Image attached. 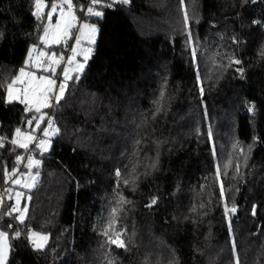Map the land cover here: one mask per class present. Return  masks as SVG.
<instances>
[{"label": "trees", "instance_id": "obj_1", "mask_svg": "<svg viewBox=\"0 0 264 264\" xmlns=\"http://www.w3.org/2000/svg\"><path fill=\"white\" fill-rule=\"evenodd\" d=\"M73 3L99 32L47 109L58 131L23 225L49 239L39 251L15 239L2 205L7 264H232L231 232L252 264L264 231V0H100L101 17ZM34 13L35 0H0L2 185L32 147L11 144L16 129L31 133L40 113L6 101L28 50L43 47ZM116 233L127 251L108 242Z\"/></svg>", "mask_w": 264, "mask_h": 264}, {"label": "snow or ice", "instance_id": "obj_2", "mask_svg": "<svg viewBox=\"0 0 264 264\" xmlns=\"http://www.w3.org/2000/svg\"><path fill=\"white\" fill-rule=\"evenodd\" d=\"M122 3H128L129 0H121ZM100 4V0H89V6L86 8L81 6L79 11L86 12L88 16H95L101 17L102 12L96 10L97 6ZM65 6L67 11H65ZM35 7L36 12L34 15L37 19H47L48 24L47 26H43V36H41L40 43L43 44L45 47H50L51 45L60 44L62 41H66L69 39V34L73 28L76 27L77 17L75 15V5L73 0H61L59 4L57 3H50L48 7H50V11L46 13V16L41 15V10L45 7L43 0H35ZM59 11V19L56 20L55 24L52 23L53 16ZM185 24L188 23V15L185 12L184 16ZM85 30H87V39L88 43L92 44L95 42V33L98 31L94 25L83 24L79 28L80 36L76 37V43L80 44L81 39L85 36ZM189 36L191 33L189 32ZM91 49L82 50L81 53H77L76 48H72V56H69L68 62L71 63L73 58L77 55L83 54L84 59H88L87 53L90 52ZM33 52H36L35 58L33 57ZM47 56V61L44 60V57ZM193 56H195V50H193ZM65 58L64 56H60L57 59L55 53L49 55L43 50H37V46L33 45L32 48L28 50L27 57L24 62V66L19 68L18 74H14L13 78L9 83H7V99L8 102L11 103L13 101H19L21 104L25 105V111L30 112L32 111V105L35 104V111L40 112L41 106L44 108L50 107V101L58 104L61 99H63L65 94V89L67 87V81L70 79H74V77L69 75V70L67 68L63 69V82L57 86L56 80L51 78L56 74V66H58L61 61ZM235 64H239V60L234 61ZM84 65L78 64L76 70L82 71ZM36 69L37 71H43L44 73H48V75H36V71H31L27 69ZM242 71V70H240ZM78 79V77H75ZM58 87V94H53V89ZM203 89H201V92ZM34 119H43V116ZM33 123L32 120L27 121V124L31 126ZM49 128H52L53 121H47ZM44 135L48 136L49 132L47 129L43 130ZM54 132H57L58 129H53ZM16 135L19 137L22 135L21 129H16ZM34 137L29 134L25 137V141H32ZM5 138L0 137V147L4 146ZM12 145H17L18 141L13 139L10 141ZM40 146H46L45 140L39 141ZM27 142H20L19 147L24 149L28 148ZM19 160L20 157H17ZM35 164L39 166V161H33L29 158L28 167L31 168ZM117 176L120 175L119 171H117ZM223 195V192H221ZM123 199V198H122ZM156 203V198H153L152 204ZM152 204L148 205L151 207ZM231 212H235L236 209L233 207L231 210L225 206V215ZM253 214H255L253 212ZM106 236L108 235L107 231L104 233ZM116 238L109 237L108 242L110 244L116 245L118 248H123L125 251L128 250L127 244L119 239L121 233H116ZM20 233H16V237H19ZM32 236H38L39 241L32 240L29 237L30 241L32 242L34 249L39 251L42 250L45 246V243L48 240V236L40 235L39 233H32ZM8 234L6 232L0 231V264H6L9 245H8ZM233 248H235V242L233 241ZM109 264H112V261H109ZM236 264H239V260L237 258Z\"/></svg>", "mask_w": 264, "mask_h": 264}, {"label": "rangeland", "instance_id": "obj_3", "mask_svg": "<svg viewBox=\"0 0 264 264\" xmlns=\"http://www.w3.org/2000/svg\"><path fill=\"white\" fill-rule=\"evenodd\" d=\"M43 2H44L45 7L41 10V15L42 16H46V13L48 11H50L51 9H50V7H48V4L46 3V1L43 0ZM60 2H61V0H57V1H54L53 3L59 4ZM65 11H67L66 6H65ZM35 12H36V7H35ZM75 15L77 17V22L78 23L76 24V27L73 28L72 31L70 32V34H69L70 38L73 36V34H75V37H79L80 36L79 29L77 31H75V32H74V30L76 28H80V26L83 25V24L94 25L97 28L98 31L95 33V42L92 43V44L88 43L87 30H85V36L81 39V43L80 44L76 43V38H75V41L73 43V48H76L77 53H81L82 50H86V49H89V48L91 49V51L87 53V55H88V59L87 60L84 59V55L83 54H80V55H77L76 57H74L71 63L68 62V59L67 60L64 59L63 61H61L60 64H63V67H62V72H61L62 75H61L60 78L56 76V75L60 74V73L57 74V68L60 66V64L58 66H56V74L54 76H52L51 78L56 80L57 86L60 83L63 82V69L64 68H67L69 70V75L72 76V77L75 75V73L80 74V73L83 72V70L85 68V63L91 57V54H92L93 49H94V46H95V44L97 42L98 32H99L98 26L95 25V24H92L90 22H87V21H80V19H79L78 15L76 14V12H75ZM56 17H57V19H59V11L56 14H54L53 19L56 18ZM56 20L55 21L52 20V23L55 24ZM47 24H48V20L45 18V25L44 26H47ZM41 36H43V32H42ZM69 39H67L65 41L64 45L69 42ZM56 46L58 47V46H60V44H56ZM43 51H45L49 55L53 54V53L49 52V50L48 51L43 50ZM50 51L54 52V49H52ZM79 58L81 59L80 62H79ZM78 64H83L84 65L82 71H77L76 70ZM27 70H31V69H27ZM31 71H34V70H31ZM36 75L39 76L38 73H36ZM41 75H48V74H41ZM70 80H68L67 83ZM56 88H57V90H56ZM56 88L53 89V94L54 95L58 94V87H56ZM65 93H66V89H65ZM6 101H8L7 92H6ZM13 102H19V101H13ZM35 107H36V105L33 104L32 108L35 109ZM49 108H52V106L47 107V108H44L43 106H41L40 110H42V111H41V113H39L38 118L43 116V119L42 120L41 119H37L36 120V123H35V125L33 127V131L31 133L30 132H22L21 131L22 135L18 137L16 135V132H15L14 139H16L18 141V144H17L18 146H19L20 142H27L28 145H29L28 148L32 145V141L33 140L32 141H25V137L27 135L31 134L35 138V134H37L39 132V130L44 125L45 120H47L49 118L48 114H47V110H46V109H49ZM227 122H228L227 131H231L230 124H229V122L231 123V118H229V119L227 118ZM53 125H54V123H53ZM46 129L49 132V135L46 136L47 137L46 145L48 146L49 141L51 139V136H53V134L55 133L53 131V129H57V128L52 126V128L47 127ZM44 149H46V151L48 150L46 146H45ZM29 158L31 160H33V161H39V166H40V164H41L40 157H28V158H25V156L22 155L19 160L21 162V166H22V164H24L25 169L23 171H21L20 168H19L18 170H15L14 172H12V174L10 175L11 179L8 181V183H11V186L8 187V191L9 192L8 191L6 192L7 201H9V202L12 201V203H13V207H12L11 211H12L13 214L16 215L17 221L20 224H24V222L26 221V218H27L28 208H29V200H30L29 191H31L35 187V185H36V183H37V181L39 179L38 174L34 171L35 168H37L39 166H36L35 164H33V166L31 168H29L28 167ZM8 183L6 185H8ZM1 216H2V202L0 200V220H1ZM0 231L6 232L8 234V241L7 242H8V245H9V251H8V257H7V261H6V264H7L8 261H9V257H10V240H9L10 231L7 230V229H0ZM32 233H36V231L33 230ZM40 235H42V234H40ZM231 235L232 236H231V238L229 240V243H227V245H228V247H230V250H231V248L232 249L236 248V251H234V252H237L240 255V256H236L235 261L234 262L232 261V264H236L237 258L239 260V264H246L247 263L246 262L247 255H244V253H243L244 251L242 252L238 248L236 235L233 234V232H231ZM244 235L247 238H250L253 234L252 233H246ZM256 235H258V234H256ZM260 235L261 236H259V239H258L259 241H258L257 246L255 248V253H254V255H251L252 264H264V231ZM13 236H14V234H13ZM31 238H32V240H36L37 242H41V241H39V237L38 236H32L31 235ZM48 239H49V237H48ZM233 241L235 242V248H233ZM46 244H47V242L45 243V245ZM221 254L224 255V249L222 250Z\"/></svg>", "mask_w": 264, "mask_h": 264}, {"label": "built area", "instance_id": "obj_4", "mask_svg": "<svg viewBox=\"0 0 264 264\" xmlns=\"http://www.w3.org/2000/svg\"><path fill=\"white\" fill-rule=\"evenodd\" d=\"M78 22L76 21V24ZM78 28H76L74 30L77 31ZM75 37V34H73V36L69 39V42L65 45H63L62 48V53L61 55L64 56L65 60H67V58L69 56H72V49H71V43L73 42ZM51 106H53L54 102L50 101ZM42 140L41 136H37L32 144V147L30 150H28L27 152V157H35V156H41L44 153H46V150H44L43 148H40V144L39 141ZM1 149V147H0ZM8 190V185H2L0 183V200L2 202V205L5 206L6 210H5V216L7 218H10L11 220V226L10 228L13 229V234H14V238L18 239L20 241H23L24 243H26L28 246H32V242L30 241L29 237H31L33 229L30 227H27L23 224H20L17 221L16 215L12 213L11 209L13 207V203L11 204L9 201H7L6 199V192ZM19 232L20 236L16 237V233Z\"/></svg>", "mask_w": 264, "mask_h": 264}, {"label": "crops", "instance_id": "obj_5", "mask_svg": "<svg viewBox=\"0 0 264 264\" xmlns=\"http://www.w3.org/2000/svg\"><path fill=\"white\" fill-rule=\"evenodd\" d=\"M57 19V17L56 18H54L53 19V21H55ZM79 29V28H78ZM75 38L76 37H74V40H73V42L71 43V49L73 48V43H74V41H75ZM64 43H65V41H62L61 43H60V46H58V47H63V45H64ZM55 47H57L56 45H51L50 47H45L44 45H43V47H37V50H46V51H48L49 50V52H51V53H55L56 54V57H57V59H59V57L61 56V52H62V50L60 49V50H55L54 49V52L53 51H50V48H55ZM33 56H34V58H35V56H36V52H33ZM44 60L45 61H47V57H44ZM81 61V59L79 58V62ZM62 67H63V64H60V66L57 68V74H59L60 76H59V78L61 77V75H62ZM31 70H34V71H36V73H38L39 75H41V74H48V73H44L43 71H37L36 69H34V68H32ZM77 73H75V75H76ZM74 75V76H75ZM73 76V77H74ZM56 77V76H55ZM56 90H57V88H56ZM32 110H35L34 108H32ZM47 110V109H46ZM41 111L42 110H40V113H41ZM48 120H51L52 121V119L49 117L47 120H45V122H44V125L42 126V128H41V130H39V131H41V133H39V135L41 136V138H42V140H45L46 141V143H47V137L44 135V131L43 130H45L47 127H49V125H48V123H47V121ZM54 126V125H53ZM55 127V126H54ZM57 132H55L54 134H53V136H51V139H50V141H49V144H48V146L46 145V147H47V151L46 152H48V151H50L51 150V140H52V138L54 137V135L56 134ZM39 135H35V138L37 137V136H39ZM35 138H34V140H35ZM34 140L32 141V144H33V142H34ZM40 148H45V146L44 147H42V146H40ZM44 150H46V149H44ZM36 157H40V156H36ZM41 164H42V162H41ZM41 164H40V166H41ZM39 166V167H40ZM39 167H37V168H39ZM37 168H35V169H37ZM25 169V166H24V164L22 165V168L20 169L21 171H23ZM9 192V191H8ZM9 194V193H8Z\"/></svg>", "mask_w": 264, "mask_h": 264}, {"label": "water", "instance_id": "obj_6", "mask_svg": "<svg viewBox=\"0 0 264 264\" xmlns=\"http://www.w3.org/2000/svg\"><path fill=\"white\" fill-rule=\"evenodd\" d=\"M254 213L256 214V207L254 208Z\"/></svg>", "mask_w": 264, "mask_h": 264}]
</instances>
